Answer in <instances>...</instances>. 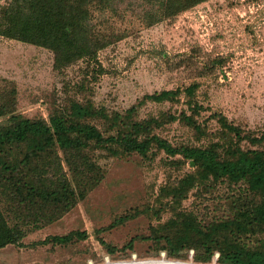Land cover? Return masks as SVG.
Listing matches in <instances>:
<instances>
[{"label":"trees","instance_id":"obj_1","mask_svg":"<svg viewBox=\"0 0 264 264\" xmlns=\"http://www.w3.org/2000/svg\"><path fill=\"white\" fill-rule=\"evenodd\" d=\"M205 1L8 0L0 6V35L50 49L57 71L86 60L87 68L93 65L90 72L98 65L104 73L98 53L121 37L112 27L98 26L99 18L107 21L104 14L135 10L150 26ZM197 88L193 83L146 94L123 112L96 105L82 91L81 99L55 108L48 119L16 113L14 89L0 94V115H10L0 126V249L22 246L29 231L57 221L84 200L105 179L103 155L149 158L164 151L180 156L174 163L191 169L161 188L165 199L158 208L146 210L156 220L150 232L164 241L165 257L158 262L184 264L167 259L186 258L193 251V263L218 255L221 264H264V130L243 128L215 111L218 128L211 131L200 121L205 107ZM182 96L187 108L178 115L177 110L140 115L142 104L174 105ZM177 119L198 143L178 144L160 134ZM207 194L213 197L207 214L184 205L190 195ZM141 211L135 208L112 225ZM85 237V232L72 230L36 244H69Z\"/></svg>","mask_w":264,"mask_h":264},{"label":"rangeland","instance_id":"obj_2","mask_svg":"<svg viewBox=\"0 0 264 264\" xmlns=\"http://www.w3.org/2000/svg\"><path fill=\"white\" fill-rule=\"evenodd\" d=\"M6 1L0 0V6ZM108 14H104L107 21H96L98 26L112 27L121 37L98 53L104 73H99L98 65L90 72L93 65L87 68L86 60L57 71L50 49L0 35V94L14 89L16 113L48 119L55 108L81 99L82 91L96 105L123 112L146 94L196 83L205 107L200 121L211 131L218 128L212 117L215 111L243 128L264 130V0H208L150 26L135 10ZM183 108L187 105L182 96L174 105L142 104L140 115L175 110L178 115ZM9 117L0 115V126ZM159 132L178 144L198 143L179 119ZM179 158L164 151H154L149 158L103 155L105 179L57 221L29 231L22 246L0 249V264H165L158 262L165 257L163 237L150 232L156 220L146 210L158 208L165 199L161 188L191 169L175 164ZM212 199L210 194L190 195L184 205L207 214ZM135 208L144 212L112 225ZM72 230L85 232L86 237L69 244H36ZM175 259L167 260L221 264L216 256L210 262L193 263V251Z\"/></svg>","mask_w":264,"mask_h":264},{"label":"water","instance_id":"obj_3","mask_svg":"<svg viewBox=\"0 0 264 264\" xmlns=\"http://www.w3.org/2000/svg\"><path fill=\"white\" fill-rule=\"evenodd\" d=\"M217 258H218V255H216V260H217Z\"/></svg>","mask_w":264,"mask_h":264}]
</instances>
